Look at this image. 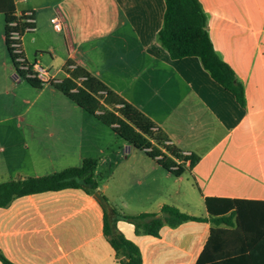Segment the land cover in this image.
<instances>
[{
    "label": "crops",
    "instance_id": "obj_1",
    "mask_svg": "<svg viewBox=\"0 0 264 264\" xmlns=\"http://www.w3.org/2000/svg\"><path fill=\"white\" fill-rule=\"evenodd\" d=\"M200 2L215 49L245 86V106L198 57L173 59L160 44L165 0H14L16 15L35 16V61L24 51L30 63L60 54L56 79L63 80L65 63L74 61L200 159L193 167L187 160L176 177L53 85L33 87L2 67L9 53L0 13V183L97 158L100 190L123 213L170 204L202 218L164 225L158 236L119 220L143 264H264V0ZM220 199L248 201L233 214ZM0 248L15 264H121L104 234L103 206L82 188L26 194L0 207Z\"/></svg>",
    "mask_w": 264,
    "mask_h": 264
},
{
    "label": "trees",
    "instance_id": "obj_2",
    "mask_svg": "<svg viewBox=\"0 0 264 264\" xmlns=\"http://www.w3.org/2000/svg\"><path fill=\"white\" fill-rule=\"evenodd\" d=\"M166 10L164 21L158 33L160 44L168 50L173 59L196 56L212 78L225 89L232 92L237 101L246 105V93L243 82L234 69L222 59L213 44L208 23V14L200 0H165ZM0 13L5 16V43L16 71V76L26 80L33 87L43 85L37 78L28 76L30 62L24 51L13 46V33L24 36L33 33L36 27L34 13L23 11L16 16L14 0H0ZM31 18L32 22L26 19ZM15 22V25L11 23ZM29 31L25 33V28ZM18 58H24L20 61ZM71 66H74L71 68ZM27 67V68H25ZM64 71L69 75L63 80L56 79L51 84L65 96L75 102L90 114L95 115L105 125L134 148L144 151L161 166L176 177L184 173V164L190 161V167L195 166L200 157L197 154L184 155L183 150L174 145L167 133L139 108L125 100L119 93L111 89L101 79L86 68L68 60ZM176 159L181 160L179 164ZM98 159L85 158L81 165L65 168L47 175L17 178L0 183V207L9 205L16 197L47 190L63 188H82L87 193L95 195L104 209V234L115 249L121 264H143L139 247L127 239L117 227L119 220H126L135 225L136 233L159 235L164 225L177 226L188 220H200L184 212L176 206L165 204L158 212L127 215L111 205L100 190L97 175ZM206 205L210 210V201ZM230 203L233 214L242 212L245 199H220ZM225 220V216L219 220ZM2 264H15L0 248Z\"/></svg>",
    "mask_w": 264,
    "mask_h": 264
},
{
    "label": "built area",
    "instance_id": "obj_3",
    "mask_svg": "<svg viewBox=\"0 0 264 264\" xmlns=\"http://www.w3.org/2000/svg\"><path fill=\"white\" fill-rule=\"evenodd\" d=\"M29 14L31 11H28ZM17 17H20V15H16ZM27 22H32L33 20L31 18L26 19ZM54 27L57 30H61L62 24L60 19L55 18L53 19ZM11 25H15V22L11 23ZM29 31V27L25 28V33ZM24 36H20V34L13 33L11 39L14 40L13 46L16 48V52H19V50H23V44H22V39ZM20 61H23L24 58H18ZM32 67L30 68V72L28 73V76L37 78L42 85H50L56 80V76L50 73L49 69L46 67H43L40 63L37 61L35 63H30ZM74 66H71L73 68ZM27 68V67H25ZM184 155H190L189 153L185 152L183 153Z\"/></svg>",
    "mask_w": 264,
    "mask_h": 264
},
{
    "label": "rangeland",
    "instance_id": "obj_4",
    "mask_svg": "<svg viewBox=\"0 0 264 264\" xmlns=\"http://www.w3.org/2000/svg\"><path fill=\"white\" fill-rule=\"evenodd\" d=\"M58 33V32H57ZM60 35V33H58ZM31 34H26L24 36V51L26 56H28L30 58V60H32L33 62L35 61V51L32 45V41H31ZM38 59L40 60V64L43 67H46L48 64L52 63V65H50L49 67H46L49 69L50 73L53 74L56 77H61L62 73L58 71V69L61 67V64L63 62V60L61 59L60 54H58L57 58L52 59L51 56H49V54H45L44 57H38ZM2 61L5 62V65L2 67H6V69H12L13 65L11 63L10 57L9 56H5V58L2 59ZM174 206V205H173Z\"/></svg>",
    "mask_w": 264,
    "mask_h": 264
}]
</instances>
